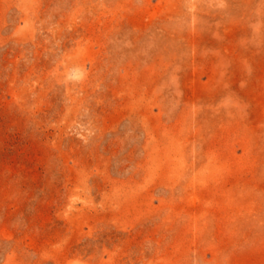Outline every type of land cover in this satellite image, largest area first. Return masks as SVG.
Listing matches in <instances>:
<instances>
[{"label": "rangeland", "instance_id": "1", "mask_svg": "<svg viewBox=\"0 0 264 264\" xmlns=\"http://www.w3.org/2000/svg\"><path fill=\"white\" fill-rule=\"evenodd\" d=\"M0 264H264V0H0Z\"/></svg>", "mask_w": 264, "mask_h": 264}]
</instances>
